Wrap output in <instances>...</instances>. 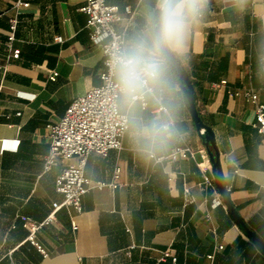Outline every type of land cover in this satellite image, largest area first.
I'll return each mask as SVG.
<instances>
[{
  "label": "crops",
  "instance_id": "obj_1",
  "mask_svg": "<svg viewBox=\"0 0 264 264\" xmlns=\"http://www.w3.org/2000/svg\"><path fill=\"white\" fill-rule=\"evenodd\" d=\"M27 1L15 8L0 0V264H264L215 186L203 184V172L213 180L211 164L186 99L183 135L159 163L142 162L123 136L120 149L87 156L86 176L105 184L82 195V210L62 206L43 222L63 197L56 175L77 160L44 170L50 125L99 84L104 54L90 39L85 0ZM107 1L119 7L116 28L127 38L142 0ZM12 18L17 57L7 42ZM188 47L196 104L214 132L230 198L264 240V132L254 126L253 105L232 92L250 85L264 102V0H209ZM221 79L226 83L215 86ZM178 145L194 156L171 158ZM216 196L221 203H213ZM32 224H39L34 240L41 249L29 238ZM165 249L169 255L160 259Z\"/></svg>",
  "mask_w": 264,
  "mask_h": 264
},
{
  "label": "clouds",
  "instance_id": "obj_2",
  "mask_svg": "<svg viewBox=\"0 0 264 264\" xmlns=\"http://www.w3.org/2000/svg\"><path fill=\"white\" fill-rule=\"evenodd\" d=\"M208 3L142 0L135 29L106 52L113 109L130 150L145 164L159 163L183 135L188 42Z\"/></svg>",
  "mask_w": 264,
  "mask_h": 264
},
{
  "label": "built area",
  "instance_id": "obj_3",
  "mask_svg": "<svg viewBox=\"0 0 264 264\" xmlns=\"http://www.w3.org/2000/svg\"><path fill=\"white\" fill-rule=\"evenodd\" d=\"M28 5L29 1L27 0H13L15 8ZM80 10L87 14V27L91 41L102 49L103 67L99 74V84L93 85L84 93L75 96L65 109L64 114L50 125L49 149L44 156V170H49L61 159L76 157L77 160L63 165L56 175L55 187L63 197L61 201L52 203V211L43 222L51 220L54 212L62 206L73 207L77 211H81L82 195L91 187H102L105 184L101 181L93 182L86 176L84 166L87 156L90 153L106 155L110 149L122 147V120L113 109L106 52L114 44L122 43L126 39L124 31L116 28V23L122 19L123 15L117 5L111 4L107 0H85L80 5ZM125 12L130 13L131 9L125 7ZM16 24L17 19L12 18L7 37L10 55L15 57L20 53L19 48H13L11 45L15 38ZM55 39L63 41L61 35H56ZM56 74L57 72L53 71L51 77H55ZM225 83L226 80L221 79L214 85ZM232 92L236 95L242 94L253 105L254 126L259 132H264V102L260 99L258 91L249 85L236 88ZM187 155L194 156V151L188 145L175 146L169 152V156L173 159ZM202 156L204 159H208L204 152H202ZM199 164L201 165L202 162ZM202 171L204 170L202 169ZM202 176L203 184L206 187H214L213 180L209 175L203 172ZM184 191L188 199L189 187L186 186ZM213 203H221L220 198L214 197ZM38 227L39 224L31 225L29 238L41 249V245L34 240V233ZM221 247L220 244L219 248ZM168 255L169 251L165 249L162 251L160 259ZM208 256L211 257L212 254Z\"/></svg>",
  "mask_w": 264,
  "mask_h": 264
},
{
  "label": "water",
  "instance_id": "obj_4",
  "mask_svg": "<svg viewBox=\"0 0 264 264\" xmlns=\"http://www.w3.org/2000/svg\"><path fill=\"white\" fill-rule=\"evenodd\" d=\"M183 88L186 89L188 96L187 107L195 128L198 130L202 142L206 148L207 155L211 164V171L213 175V184L220 194L222 201L226 205L228 213L234 220V222L239 226V228L256 244L260 251L264 254V240L258 235V233L250 228L243 217L240 215L238 209L233 204L229 191L227 189L225 178L222 173L220 165V157L218 147L216 145L214 132L210 125H208L202 118L198 106L195 100L194 85L192 83L191 77L187 70L186 73V83H183ZM187 101V100H186Z\"/></svg>",
  "mask_w": 264,
  "mask_h": 264
}]
</instances>
